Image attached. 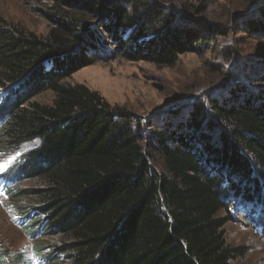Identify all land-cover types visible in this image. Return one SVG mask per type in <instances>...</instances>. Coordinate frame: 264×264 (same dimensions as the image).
I'll return each mask as SVG.
<instances>
[{
  "label": "trees",
  "instance_id": "obj_1",
  "mask_svg": "<svg viewBox=\"0 0 264 264\" xmlns=\"http://www.w3.org/2000/svg\"><path fill=\"white\" fill-rule=\"evenodd\" d=\"M52 2L55 26L46 37L0 14V152L19 153L1 177L20 168L21 185L43 187H19L11 196L34 256L0 248V264L244 259L249 248L228 244L225 228L242 211L239 203L258 215L245 227L264 238V85L245 88L223 70L224 83L179 108L188 119L176 122L177 131L158 128L151 146L154 121L66 82L118 47L133 62L173 67L180 55L200 53L229 33L212 23L191 29L160 0ZM251 3L240 34L264 36V0ZM76 9L90 14L89 22ZM47 92L52 104L36 99ZM157 156L165 172L154 167Z\"/></svg>",
  "mask_w": 264,
  "mask_h": 264
},
{
  "label": "rangeland",
  "instance_id": "obj_2",
  "mask_svg": "<svg viewBox=\"0 0 264 264\" xmlns=\"http://www.w3.org/2000/svg\"><path fill=\"white\" fill-rule=\"evenodd\" d=\"M160 1L176 11L179 21L191 29L204 30L203 24L212 23L220 25L229 35L217 36L200 53L180 55L173 67L146 61L133 62L124 55L122 48L118 47L113 56L107 53L102 55L103 59L96 58L91 65L79 70L66 81L72 85H86L99 92L111 106L126 108L147 122L154 121L157 126L150 130L151 146L156 145L158 128L163 129L164 125L169 124L171 131H177L176 122L188 119L185 109L178 110L179 108L191 104L203 91H213L224 83L223 70H227L234 77L236 84L242 83L245 88L256 90L260 85H264V64L261 62L264 61V36L240 34L242 23L246 19L241 16L254 7L252 3L249 4L251 0ZM52 3V0H0V14L27 32L46 37L55 26L49 16ZM76 13L89 22L90 14H82L77 9ZM98 25L96 23V26ZM99 33L109 41L110 37L103 29ZM207 35L212 37L213 33ZM231 54L232 59L226 62ZM259 61L262 64H259ZM223 91L225 89L217 91L214 97L217 98ZM1 93L2 96L6 95L5 90ZM36 99L52 104L54 95L47 92ZM160 114L163 115L159 116ZM18 154L0 152V177ZM21 161H15L17 167ZM154 167L160 172H165L163 162L158 156ZM16 169L14 173L8 172L0 178V248L30 258L34 256V246L19 227V210L12 203L11 196L17 193L19 187L35 190L43 187L28 180L21 185L24 175L22 169ZM236 205L242 211H237L235 220L226 226V240L232 246L248 247L249 253L234 264H264V238L261 232L258 234L245 227L247 223L253 224L258 215L245 210V205ZM45 239L52 242L58 237Z\"/></svg>",
  "mask_w": 264,
  "mask_h": 264
}]
</instances>
